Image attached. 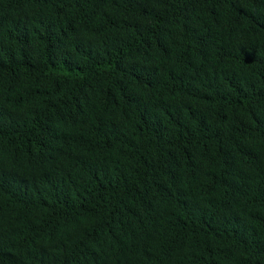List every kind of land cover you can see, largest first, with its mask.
<instances>
[{"label":"trees","instance_id":"16d2710c","mask_svg":"<svg viewBox=\"0 0 264 264\" xmlns=\"http://www.w3.org/2000/svg\"><path fill=\"white\" fill-rule=\"evenodd\" d=\"M0 264H264V0H0Z\"/></svg>","mask_w":264,"mask_h":264}]
</instances>
